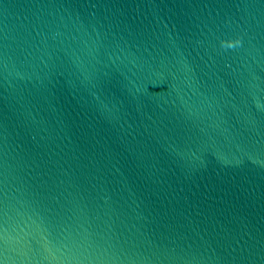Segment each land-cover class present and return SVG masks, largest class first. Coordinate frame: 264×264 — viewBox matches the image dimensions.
Returning a JSON list of instances; mask_svg holds the SVG:
<instances>
[{"label": "water", "instance_id": "1", "mask_svg": "<svg viewBox=\"0 0 264 264\" xmlns=\"http://www.w3.org/2000/svg\"><path fill=\"white\" fill-rule=\"evenodd\" d=\"M0 264H264V0H0Z\"/></svg>", "mask_w": 264, "mask_h": 264}, {"label": "clouds", "instance_id": "2", "mask_svg": "<svg viewBox=\"0 0 264 264\" xmlns=\"http://www.w3.org/2000/svg\"><path fill=\"white\" fill-rule=\"evenodd\" d=\"M221 43H222V46H226V47H229V48L234 46V44H224L223 42H221ZM235 43H239V41H236Z\"/></svg>", "mask_w": 264, "mask_h": 264}]
</instances>
